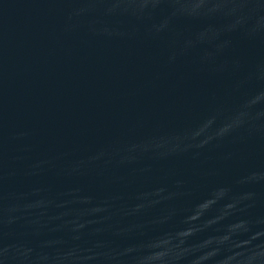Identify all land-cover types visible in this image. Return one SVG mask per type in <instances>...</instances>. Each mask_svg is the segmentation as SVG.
Listing matches in <instances>:
<instances>
[{"label": "water", "instance_id": "obj_1", "mask_svg": "<svg viewBox=\"0 0 264 264\" xmlns=\"http://www.w3.org/2000/svg\"><path fill=\"white\" fill-rule=\"evenodd\" d=\"M0 264H264V0H0Z\"/></svg>", "mask_w": 264, "mask_h": 264}]
</instances>
